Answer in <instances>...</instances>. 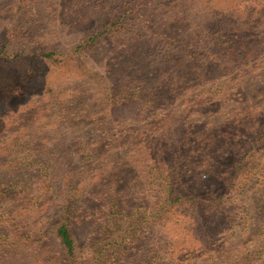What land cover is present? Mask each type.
Masks as SVG:
<instances>
[{"label": "trees", "instance_id": "trees-1", "mask_svg": "<svg viewBox=\"0 0 264 264\" xmlns=\"http://www.w3.org/2000/svg\"><path fill=\"white\" fill-rule=\"evenodd\" d=\"M207 1L213 2L201 1L188 9V0H18L3 25L0 66L18 68L24 80L35 83L38 95L49 97L46 119L57 120L64 134L77 129L84 143L86 138L95 140L94 133H87L95 132L92 125L103 122L116 128V134L95 141L106 143L108 135L117 136L107 147L97 144L106 147L101 156L109 170L98 177H82V168L65 170L71 175L63 177L65 217L55 233L67 264L85 262L68 222L76 192L88 188V180L109 184L100 196L105 203L100 208L110 241L96 254L99 264H239L249 245L259 257L245 264H264V247L258 245L264 234V162L257 160L264 149V111L258 115L260 128L228 135L234 143L226 149L222 139L209 148L212 140L206 138L183 148L196 122L188 116L196 114L195 106L208 96L204 94L210 82L203 80L213 70L209 66L230 63L239 76L248 66L245 75L252 74L250 64L264 40V0H229L202 10ZM108 45L122 53V71L118 61L110 69L109 61L117 55L106 53ZM75 79L102 88L99 101L105 107L111 103V110L122 108V115L99 120L96 110L81 109L71 90ZM261 79L264 85V76ZM185 85L190 94L183 99L178 93ZM254 96L262 98L264 107V87L249 93V100L257 102ZM168 98H179L173 103L180 109L160 128L158 124L165 123L159 121L165 113L163 99ZM175 116L186 127L180 138L168 131ZM149 125L156 129H147ZM35 140L26 134L10 145L9 135L0 130V156H6L0 190L8 172L21 171L27 161L21 147ZM72 146L58 145L57 151ZM80 149L82 157L91 155L88 145ZM141 151L156 156L155 168L150 171L146 163L132 184L121 188V175L130 172L122 174L123 167L140 164ZM199 162L218 170L220 184L204 191L197 189L199 183L192 188L177 185L183 171H193ZM130 196L139 202L134 210L125 206Z\"/></svg>", "mask_w": 264, "mask_h": 264}, {"label": "rangeland", "instance_id": "rangeland-1", "mask_svg": "<svg viewBox=\"0 0 264 264\" xmlns=\"http://www.w3.org/2000/svg\"><path fill=\"white\" fill-rule=\"evenodd\" d=\"M201 1L206 0H188L189 3H184V6L191 9L193 6H198ZM226 1L229 0H213L212 4L207 1L201 5L202 10L219 5L217 3L227 4L224 3ZM17 2L18 0H0V40L2 27L12 14ZM230 2L232 3L233 0H230ZM198 10H200V7L196 9V12ZM214 24L218 25V22ZM259 45L258 56L250 64L251 75H245L248 66L244 68L240 76L236 75L238 68L230 65V63H223V65H215L214 67L209 66L213 70L210 72L208 80H203L210 82L206 87L207 92L204 94L209 97H203L206 101L202 99L198 102L200 106H195L196 114L194 111L188 116V118L193 119V122H196L189 130V140L183 145L185 150L201 138H206V141L212 140L209 148L213 147L218 139H222L224 142L223 147L226 149L231 143H234L233 136L238 133H249L253 127L260 128L261 119L259 120L258 115L264 111V107L260 104L262 98L259 99L254 96L257 102L249 100L250 92L254 91L256 93L257 89L260 91L264 87L262 85L263 78L261 79V76H264V40ZM106 50H108L106 53L111 54L110 56L117 55L115 60L109 61L112 65L110 69H114L115 62L118 61L119 70L122 71V53H116L111 45H108ZM255 59H258V61L256 62ZM181 61L185 62V59H181ZM178 64L182 67L181 63ZM89 69V67L85 68V74L88 73ZM21 72L18 68L0 66V130H3L4 136L9 135L10 145L15 142L16 138L26 134L36 140L34 145H23L21 147V153L26 156L27 161L24 166H21L22 170L19 172L14 173L8 170L11 175H6L0 190V264H67L63 248L55 233L57 223L64 220L65 217L63 211L67 202L63 200L65 198L63 191L65 181L63 177L71 176L68 174L69 170L66 172L65 170L73 167H76L77 170L82 168L84 169L82 177H98L102 170H109V166L105 164L106 162L101 156L102 150L107 147L110 139H115L117 136L110 137L108 135L106 143H95V141H99L101 136L116 134V128L115 126L106 127L102 124L103 122L92 125L91 127L95 128V132L87 133H94L91 135L95 137V140L88 142V138H86L85 143L82 142V136H80L77 129H72L64 134L63 128L58 126L57 120L44 117V109L47 107L49 97L38 95L39 92L35 87V83L30 79L28 81L24 80ZM75 74L77 73L75 72ZM71 86H74L71 90L78 96L79 104H83L81 109L96 110L99 120L106 119L110 121L112 116L122 115V108L117 107L116 110H111L113 107L111 103L105 107L103 102L99 101L98 98L101 97L100 90L102 88L98 89L96 86H90L87 79L85 83H82L81 79L80 81L75 79ZM178 94L185 99L186 95L190 94L187 85L181 88ZM160 99L162 101V98ZM174 101H179V98H174V100L163 99L165 113L160 116L159 121L165 123L158 124L160 128H165L168 119L180 109L173 103ZM35 110L41 112L37 113ZM33 111L35 113H32ZM200 112L204 114L200 116ZM230 120L233 121L226 124ZM89 122L92 123L91 120ZM155 122L151 123L157 125L158 121ZM172 124L174 127H170L168 131L173 133L174 130L175 137L178 135L180 138L186 127L182 126L176 116L173 117ZM146 128L156 129L151 125ZM228 135L232 137H228ZM67 143L73 144L72 149L65 147L66 150L58 152L59 149L57 151L58 145L64 147ZM114 143L109 147L112 148ZM97 144H106V147ZM84 145H88L92 149L91 155L87 158L79 154V151L82 150L80 148ZM128 151L129 149L126 150V152ZM64 153H68L69 156ZM124 154L125 152L122 153V156ZM141 154L143 157L140 158V164L133 165L130 168L123 167L122 174L127 173V170H130V172H128L129 176L120 173L122 176L121 188L124 183H129L130 186L136 176L135 173H138L139 169L146 163L150 164V171H152V165L155 168L156 156L154 154L146 155L144 151H141ZM205 160H208V158ZM257 160L264 162V149L258 154ZM5 161L6 156L1 155L0 174L3 173L2 171L5 168ZM200 162L193 171H183L177 179V185L192 188V184L199 183L197 186L199 191L218 186L220 184L217 176L218 170L204 167ZM103 176H105V173ZM76 181L81 182L83 180L77 179ZM99 182L94 184L88 180L84 184H88L89 187L86 189L82 187L81 191L76 192L74 213L70 218V222H68L76 236L79 251L84 257L82 260L85 259L84 264L93 262L96 259L97 252L110 241L107 238L109 229L100 208L105 204L102 203L103 200L100 196L109 184L102 183V185L98 184ZM137 205H139V202L133 196L127 198L125 205L127 208L134 207V210ZM139 211H141V208H139ZM258 245L264 247V234ZM258 253V250L249 245L239 264L250 263L251 260L257 259L259 257ZM94 262L96 264L100 263L98 261ZM133 263L132 261L120 260L119 263L113 264ZM256 263L260 264L259 261H256Z\"/></svg>", "mask_w": 264, "mask_h": 264}]
</instances>
